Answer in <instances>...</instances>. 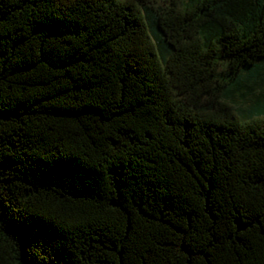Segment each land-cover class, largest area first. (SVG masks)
I'll use <instances>...</instances> for the list:
<instances>
[{
    "label": "trees",
    "instance_id": "trees-1",
    "mask_svg": "<svg viewBox=\"0 0 264 264\" xmlns=\"http://www.w3.org/2000/svg\"><path fill=\"white\" fill-rule=\"evenodd\" d=\"M263 80L264 0H0V264H264Z\"/></svg>",
    "mask_w": 264,
    "mask_h": 264
},
{
    "label": "rangeland",
    "instance_id": "rangeland-1",
    "mask_svg": "<svg viewBox=\"0 0 264 264\" xmlns=\"http://www.w3.org/2000/svg\"><path fill=\"white\" fill-rule=\"evenodd\" d=\"M259 88H264V80ZM259 88L256 89L257 90L256 94L261 93ZM232 106L234 107L235 111L238 112L239 115H243L252 106V101L251 99L241 101L237 97H235L234 100L232 101Z\"/></svg>",
    "mask_w": 264,
    "mask_h": 264
}]
</instances>
